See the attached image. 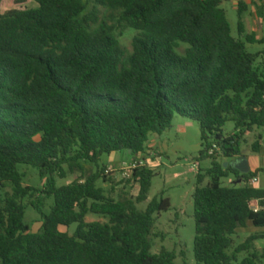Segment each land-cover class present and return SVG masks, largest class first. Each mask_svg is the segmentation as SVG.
Segmentation results:
<instances>
[{
  "label": "trees",
  "instance_id": "16d2710c",
  "mask_svg": "<svg viewBox=\"0 0 264 264\" xmlns=\"http://www.w3.org/2000/svg\"><path fill=\"white\" fill-rule=\"evenodd\" d=\"M229 1L0 0V264H176L175 252H152L169 200L138 209L154 172L136 167L137 197L117 201L98 186L105 169L86 175L84 164L143 153L177 115L199 124L200 155L212 161L194 194L196 264H264L255 248L264 232L234 248L232 239L248 224L264 229V189L251 184L264 169L224 168L249 134L253 153L264 139V35L248 32L240 2L233 37ZM124 29L136 32L130 53L118 41ZM20 166L36 169L42 188L25 186ZM69 174L79 176L59 186ZM29 207L41 218L37 233L25 222ZM73 225V234L62 230Z\"/></svg>",
  "mask_w": 264,
  "mask_h": 264
},
{
  "label": "rangeland",
  "instance_id": "374dc122",
  "mask_svg": "<svg viewBox=\"0 0 264 264\" xmlns=\"http://www.w3.org/2000/svg\"><path fill=\"white\" fill-rule=\"evenodd\" d=\"M248 1V11L243 17L246 29L255 30L259 34H264V24L261 18V10L264 8L262 0H233L225 2L222 8L227 12V18L231 25L233 37L238 36V2ZM246 5V4H245ZM136 32L131 29L119 30L117 33L120 45L128 53L132 50V41ZM186 46L181 45L180 53H184ZM261 46H249L251 53L262 50ZM264 60V56L261 57ZM233 124L228 123L224 131L230 134L233 131ZM256 135L249 134L246 143L241 146V155H251V145ZM202 142L200 137L199 124L190 118L175 116L172 127L162 135H152L149 144L143 153L131 156L130 153L118 152L105 155L101 158L98 167L93 164H84L85 174H93L97 170L105 169V181L100 180L98 186L104 190L107 196L119 201L126 198L135 199L139 192V185L131 180L135 167H144L152 170L155 174L152 186L146 202L139 204L138 209L145 211L148 203L155 197L158 199H168L170 208L155 217L154 228L151 241L153 243L154 254L162 250L173 251L176 253V264H196L194 259V194L197 187V175L205 173L211 168V159L201 157ZM233 159L224 160L231 164ZM20 171L24 175L23 183L25 186L42 188L43 181L38 176V171L30 166H20ZM79 174H69L66 179H58L59 186L66 185L75 180ZM211 178L207 177L203 186L210 183ZM235 181L233 176L223 179V186H229ZM5 191H10L6 189ZM4 196V192L0 193ZM28 203L27 201L25 202ZM52 201H47L45 210L49 211ZM87 222L106 220L97 216H88ZM25 222L30 226L33 233L39 232L42 223L36 211L29 207L25 215ZM76 225L64 232L73 234ZM255 228L239 229L232 237L233 248L243 243L250 235L254 234ZM258 251L263 250L264 240L255 243ZM232 250V249H231Z\"/></svg>",
  "mask_w": 264,
  "mask_h": 264
},
{
  "label": "crops",
  "instance_id": "0c3cea01",
  "mask_svg": "<svg viewBox=\"0 0 264 264\" xmlns=\"http://www.w3.org/2000/svg\"><path fill=\"white\" fill-rule=\"evenodd\" d=\"M231 1H233V0H231ZM242 1H244V0H242ZM255 1H257V0H255ZM245 2H246L245 3L246 6H247L248 1H245ZM262 2H264V1L262 0ZM239 3L240 2H238V7H239ZM247 8H248V6H247ZM248 32H250V33H252V32L256 33V35L258 36V38H262L263 35H264V34L263 35L262 34H259L254 29L251 30V31H248ZM242 158H244L247 161V165H248V168H249V172L248 173H250V172L251 173H255V172L259 171V170L264 169V139L262 141V145H261V148H260V150H259L258 153H253L252 152L251 155L240 156L237 159H233V162L239 161ZM251 184L255 188L264 189V173H259L257 175V177L255 179H253V181L251 182ZM250 227H253V226L251 224H248L247 225V228H245V229H248ZM255 231L256 232H254V233H260V232H264V229H257V228H255Z\"/></svg>",
  "mask_w": 264,
  "mask_h": 264
},
{
  "label": "water",
  "instance_id": "95a60500",
  "mask_svg": "<svg viewBox=\"0 0 264 264\" xmlns=\"http://www.w3.org/2000/svg\"><path fill=\"white\" fill-rule=\"evenodd\" d=\"M229 165L235 170L239 171L241 174H248L249 172L247 161L244 158L239 161L232 162L231 164L225 163L224 168H227Z\"/></svg>",
  "mask_w": 264,
  "mask_h": 264
},
{
  "label": "built area",
  "instance_id": "2783aa9c",
  "mask_svg": "<svg viewBox=\"0 0 264 264\" xmlns=\"http://www.w3.org/2000/svg\"><path fill=\"white\" fill-rule=\"evenodd\" d=\"M136 168V167H135ZM253 181V180H252Z\"/></svg>",
  "mask_w": 264,
  "mask_h": 264
}]
</instances>
